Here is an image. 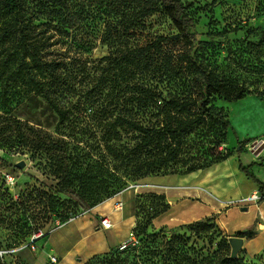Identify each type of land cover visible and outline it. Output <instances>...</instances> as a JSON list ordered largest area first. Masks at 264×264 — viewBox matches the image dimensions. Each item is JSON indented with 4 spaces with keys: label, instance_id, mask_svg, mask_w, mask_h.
Returning a JSON list of instances; mask_svg holds the SVG:
<instances>
[{
    "label": "rangeland",
    "instance_id": "obj_1",
    "mask_svg": "<svg viewBox=\"0 0 264 264\" xmlns=\"http://www.w3.org/2000/svg\"><path fill=\"white\" fill-rule=\"evenodd\" d=\"M22 2L35 35L30 38L41 51V58L51 62L53 68L44 75L35 70L24 78L11 74L17 61H2L12 43L0 36V246L18 248L27 243L33 221L44 222L45 229L51 228L55 221H42L50 213L66 216L74 212L80 221L92 218L89 214L79 215L81 211L116 203L118 196L124 202L122 209L128 206L132 213V194L137 197L136 224L138 221L145 227L148 219L162 208L156 206L158 198L143 185L146 176L139 168L142 160L150 156L141 147V133L116 125V119L125 117L147 127L162 126L163 102L161 99L150 106L132 102V94L145 84L143 70L140 68L135 78L118 69L104 76L108 64L104 58H122L130 49L146 46L160 36L167 37L158 55L160 71L150 83L166 100L177 97L194 104L200 78L181 61L188 47L163 10L132 24L128 21L132 10L125 8L121 0ZM183 2L201 33L195 53L203 64L229 84L245 85L252 93L233 102L214 96L208 106L226 114L231 122L227 136L223 137L217 123L208 121L207 126L186 134L183 152L176 162L152 175L181 173L194 163H208L239 148L246 135L250 142L243 144L242 149L247 154L260 158L255 152L264 150V45H251L264 41V0ZM9 22L10 16L0 9V34ZM36 81L42 83V88L36 87ZM192 110L197 112L198 108L192 105ZM205 133L210 137L201 142ZM243 161L247 162L246 155ZM22 162L24 166L20 167ZM6 174L15 180L8 189L3 179ZM173 201V197L168 201L169 208L161 219L163 226L158 228L152 221L145 229L147 234L152 233L150 228L153 232H166V240L174 234L178 236L173 239L179 253L173 264H206L203 258L208 255L213 259L233 257L232 246L225 249L221 243L222 236H227L229 243L231 237L224 233L215 214L212 228L202 230L199 225V230H192L188 224L197 221L190 219L201 213L200 205L191 198ZM244 205L239 202L225 208L222 221L252 230L250 224L257 211L250 208L243 212ZM56 230L51 236L60 237L65 229ZM144 237L133 229L124 250L140 246ZM161 238L159 235L155 242L165 241ZM153 240L154 237L149 238L150 243ZM161 250V256L168 255ZM33 251L24 248L15 256H8L5 264H33ZM242 252L241 249L236 257L243 258L246 264H264V260L257 263L251 257L247 259ZM148 258L142 257L143 264H154V256L147 261ZM83 261L59 258L55 264H111L105 256Z\"/></svg>",
    "mask_w": 264,
    "mask_h": 264
},
{
    "label": "trees",
    "instance_id": "obj_2",
    "mask_svg": "<svg viewBox=\"0 0 264 264\" xmlns=\"http://www.w3.org/2000/svg\"><path fill=\"white\" fill-rule=\"evenodd\" d=\"M121 3L125 8L132 10V17L128 19L132 24H135L140 18L146 17L150 14L163 10L172 20L173 24L178 30V37L182 39L184 44L188 47L186 51L181 55V61L184 63L186 69L194 74H197L200 78L198 86V96L194 102H189L186 99L171 98L166 100L162 98V94L151 85L150 81L160 71V63H158L159 53L163 49V43L167 41V37L160 36L156 41L143 46L136 47L128 50L122 58L106 56L104 59L108 60V64L104 69V76L109 75L112 71L118 69L120 72L131 74L133 78L139 73V69L143 70L142 76L144 79L143 85L139 86L136 92L132 94V102L138 105L150 106L162 99L163 105L161 111L164 114L162 126L147 127L135 120H131L125 117H118L116 119V125L124 126L132 130L138 131L142 135L141 147L144 148L147 156H150L148 160H142L139 167L142 169V176H150L153 173H158L162 169H167L170 164L177 161L180 154L183 152L185 145L186 134L200 126H207V122L217 123V129L222 133L223 137L227 136L228 129L231 126V122L227 118L222 109H215L209 107V103L214 96H220L224 100L233 102L242 100L246 95L251 94V90L245 86H235L229 84L226 78L221 76L218 72L203 64L198 55L195 53L197 45L201 41V33L197 27V22L188 11V6L183 0H121ZM0 9L5 15L10 16V22L2 28L0 36H4L5 39L11 41L12 46L6 53L2 63H7L8 58H12L17 61V66L11 74L16 77L24 78L25 75L30 74L37 70L40 74L44 75L45 72L52 70L53 66L51 62H46L41 58V51L38 47L34 46L30 36H35L32 29L29 27V22L25 16L24 5L22 0H0ZM254 48H261L264 45V41H260L258 44H251ZM107 75V76H108ZM37 88H42V83L35 82ZM192 105L198 108L197 112L192 110ZM201 142L210 137L209 134H203ZM250 139H245L239 142V148L236 149V153L239 158L243 152L242 145L248 144ZM233 154V151H228L226 154L219 158L213 159L208 163H194L187 167L184 172L173 174H187L199 169H205L218 162L228 159ZM153 156V157H151ZM240 170L251 178L259 186V193L262 196L261 201L264 200V182L259 179L251 170V166H244L241 160ZM4 179V177H3ZM6 189L9 187L5 185ZM6 191V190H5ZM155 198L156 206H162L161 210L155 213L151 219H148L146 228L142 224H137L134 228L139 235L146 236L141 239V245H134L128 250L113 249L110 252L102 255H96L90 260L98 257L105 256L106 260L111 264H143L142 257L154 256V264H173L174 256H178V249L173 244V239H177L178 236L172 235L170 240H166L167 233L162 230L153 232L150 228V234H147V226L150 227L152 221L164 213L169 208V203L166 196L163 194L150 193ZM19 199L16 198L15 202ZM159 203V204H158ZM92 208V207H91ZM88 208V209H91ZM53 212V211H50ZM137 197L135 198V215L137 217ZM74 212L69 213L66 216L55 215L51 213L45 220L48 223L49 220H55L59 218L62 220L67 219ZM214 216L207 217L195 222H191L188 225H192V230H195L199 225H202V230H208L213 227ZM210 219V220H209ZM32 222L29 226V237L37 232L39 229L44 228L42 225L44 222H38L37 224ZM41 223V224H40ZM146 229V231H145ZM196 230H199L198 228ZM255 229L238 231L236 236L239 237H252L254 236ZM198 233V232H196ZM47 235V234H46ZM151 235V236H150ZM159 235L161 239H165L163 242H155ZM154 237L152 243L149 242V238ZM221 243L225 249H230L231 245L227 240V236L221 238ZM6 246H0L3 249ZM10 247V246H9ZM166 250L168 255L160 253ZM165 255V256H164ZM167 256V257H166ZM131 260L128 261L127 258ZM146 259L147 261L149 260ZM166 258V259H164ZM88 260L87 262H89ZM161 262H160V261ZM145 261V260H144ZM203 261H207L206 264H246L243 258L230 257L228 255L222 258H209V255L203 258ZM86 262V263H87ZM0 263L5 264L4 260L0 257Z\"/></svg>",
    "mask_w": 264,
    "mask_h": 264
},
{
    "label": "crops",
    "instance_id": "obj_3",
    "mask_svg": "<svg viewBox=\"0 0 264 264\" xmlns=\"http://www.w3.org/2000/svg\"><path fill=\"white\" fill-rule=\"evenodd\" d=\"M242 138L245 140L250 137L246 135ZM235 151L228 159L205 169L187 174L147 176L143 179V185L147 186L149 192L165 195L168 201H171L172 197L173 202H178L183 198L193 199L200 205L202 211L195 213L191 221L201 220L215 214L224 233L228 234V237L235 236L238 231L246 229L226 225L222 221V216L226 212L225 208H231V205L235 203H243L242 200L245 198L259 193L258 184L240 170L239 160L244 166H251L254 174L264 182V150L255 152L260 158L247 154L244 150L239 158ZM245 155L246 163L243 161ZM117 200H122V197L118 196ZM132 201V213L126 205L120 210L116 208V203L109 202L105 206L91 208L87 215H91L92 218L74 220L64 225L61 229L65 230L60 237L51 236L54 233L52 232L45 238L39 239L36 243L37 248L33 251V264H48L51 262V256H56L57 262L59 258H62L72 262L85 260L83 262L86 263L96 255L119 249L121 243L131 236L136 224L135 195L133 194ZM250 208L257 211L250 224L257 233L252 237H242V255L247 259L251 257L255 262L260 263L261 261L262 263L264 260V200L258 203L245 202L241 211L249 212ZM163 215L164 213L153 220L158 228L163 226L161 222ZM102 217L110 218L113 226L108 229L103 228L100 223Z\"/></svg>",
    "mask_w": 264,
    "mask_h": 264
},
{
    "label": "built area",
    "instance_id": "obj_4",
    "mask_svg": "<svg viewBox=\"0 0 264 264\" xmlns=\"http://www.w3.org/2000/svg\"><path fill=\"white\" fill-rule=\"evenodd\" d=\"M261 143H264V140L261 141ZM4 180L6 181V185L11 188V185H14L15 183V180H14V177L11 175V174H6L4 176ZM19 197V195L17 196V198ZM262 199V196L260 195V193H255L253 195H251L250 197L248 198H245L244 200H242V202H254V203H258L259 201H261ZM124 206V202L122 200H119L116 202V208L117 209H122ZM91 209H87V210H84V211H81L79 215H85L87 214ZM77 214H71L67 219L65 220H62L60 218H56L54 221H55V225L52 226L51 228H48V229H45V228H42V229H39L37 232L33 233L28 242L27 243H24L22 245H20L18 248H3V249H0V257L4 260L5 262V259L8 257V256H15L17 252L21 251L22 249L24 248H30L32 250H36L37 246H36V243L39 239L43 238V237H46L48 236L49 233H52L54 232L56 229L58 228H62L64 225H66L67 223L69 222H72L74 220H76L77 218ZM100 223H101V226L103 228H111L113 226L110 218L108 217H102L100 219ZM47 234V235H46ZM132 235L133 233L131 234V236L128 238V240L126 241H123L119 247L120 250H124L126 248H128L129 246V242L130 240L132 239ZM51 261L53 263H56L57 262V257L56 256H51L50 257Z\"/></svg>",
    "mask_w": 264,
    "mask_h": 264
},
{
    "label": "water",
    "instance_id": "obj_5",
    "mask_svg": "<svg viewBox=\"0 0 264 264\" xmlns=\"http://www.w3.org/2000/svg\"><path fill=\"white\" fill-rule=\"evenodd\" d=\"M20 167L24 166V163L22 162L19 164ZM246 209V208H244ZM230 244L232 246V256L236 257L238 252L242 249L243 245V238L239 236H234L230 238Z\"/></svg>",
    "mask_w": 264,
    "mask_h": 264
}]
</instances>
